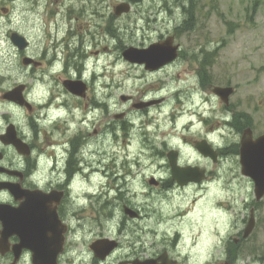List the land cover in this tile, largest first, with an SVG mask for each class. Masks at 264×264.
I'll list each match as a JSON object with an SVG mask.
<instances>
[{
    "label": "clouds",
    "instance_id": "clouds-1",
    "mask_svg": "<svg viewBox=\"0 0 264 264\" xmlns=\"http://www.w3.org/2000/svg\"><path fill=\"white\" fill-rule=\"evenodd\" d=\"M191 2L0 0V185L49 198L61 226L53 264H94L98 241L111 245L104 264H229L228 243L248 229L250 213L260 217L241 153L226 150L264 134L253 130L251 112L253 128L240 132L225 106L234 103L230 93L226 102L216 91L231 84L204 86L185 58L202 61L222 44L177 39ZM153 45L176 54L152 68L125 58ZM173 156L176 169L194 176L178 178ZM27 199L0 187V206L18 209ZM0 239V264H37L18 233L5 237L3 219ZM261 259L238 253L232 264Z\"/></svg>",
    "mask_w": 264,
    "mask_h": 264
},
{
    "label": "rangeland",
    "instance_id": "rangeland-1",
    "mask_svg": "<svg viewBox=\"0 0 264 264\" xmlns=\"http://www.w3.org/2000/svg\"><path fill=\"white\" fill-rule=\"evenodd\" d=\"M191 4L186 10L188 19L182 27L184 30L178 33L177 39L194 46L209 36L219 37L221 47L217 53L210 54L211 64L205 71L216 79L217 84L231 79L243 94H254L255 97L264 94V0H192ZM185 58L198 68L197 58ZM202 70L203 67L200 72ZM260 113L264 120V106ZM255 236L257 239L246 247L234 241L228 243L229 264L238 253H250L252 246H260L263 252L258 253L264 256V209ZM260 264H264V259Z\"/></svg>",
    "mask_w": 264,
    "mask_h": 264
},
{
    "label": "flooded vegetation",
    "instance_id": "flooded-vegetation-1",
    "mask_svg": "<svg viewBox=\"0 0 264 264\" xmlns=\"http://www.w3.org/2000/svg\"><path fill=\"white\" fill-rule=\"evenodd\" d=\"M69 14H71V10ZM181 30L184 29L182 28L177 29L176 37ZM178 55L184 56V52L179 50ZM194 59H196V56H194ZM211 59L212 56L210 54H205L204 59L202 61H199L198 71L201 77V82L204 86H207L210 83V80H213L216 83L215 81L216 79L210 77V74L205 71L206 67H208L211 64ZM202 67L204 70L200 72ZM65 83L69 84V82L67 81ZM229 83L233 87V89L230 87L232 89V93H230L229 99L234 103H229L225 106L231 110H234L235 112V117H234L235 127L242 133L244 131L247 132L250 128H253L252 117L248 114L251 112L254 115H257L258 117V122L254 126L253 130L257 133L264 134V120L262 114L260 113L261 107L264 105L257 106L256 97L254 96V94H248V93L243 94L242 92H240L241 88L238 86V84L233 83L231 79H227L224 82H222V84L219 85L227 86ZM72 86L76 89H81V90H83L84 87L83 85H80L79 88H77V86L74 85ZM81 94H83V91ZM11 95H13L15 98H18L16 93H13ZM221 95L222 98L225 99V101L227 102V94H221ZM259 96H264V94L259 93ZM82 99H84L85 103L89 102L84 97H82ZM91 102L94 103V101ZM134 106L143 107L144 105L137 104ZM33 127H35V125H33ZM9 131L11 132V128L9 129ZM262 137H264V135H262L261 138ZM260 139L255 144H253L247 138H245V140L242 142V145H233L230 149L226 150L232 153H237V154L241 153L242 155L241 168L242 170L245 171V175L249 176V178L252 180V183L256 187H257L256 179L264 178V165L259 160L260 152L263 153V150L260 147V142H259ZM17 143L18 146L21 148V150H24V146L19 145V142ZM78 143H79V138L73 140L72 142L74 152L76 150ZM242 151H244V153ZM73 164L74 161L70 160L69 174H71ZM243 164H244V169H243ZM170 166H171V161H169V167ZM183 172H184L183 175L186 177L194 176L191 170L188 171L183 170ZM10 175L12 176L13 179H20V177L15 173H10ZM3 186L10 187L17 194V197L21 195L28 197L27 201L21 204V206L18 209H12L8 206H0V219H3L5 222V237L7 234H10L12 232L18 233L22 237V242L24 244L33 247L35 249L37 264H53L52 258L54 257V254L58 250L60 244L59 232L61 230V226L58 220L56 219L55 214L53 212H50L47 208L46 202L49 198L42 196L40 193L23 192L19 189L18 185H11V184L0 185V187ZM260 200H264V197L262 199H257L256 201H254L253 207L256 209H260L262 213L264 209V205L260 204ZM62 207L63 205L61 203V206L57 209L58 215H62ZM252 220L254 222L252 231L247 235H245L246 231L242 232L240 234L239 240H233L236 244H239L240 246L244 245V247H246L254 239H257L255 233L258 227L260 226L261 215L259 218H253L250 213L249 219L246 220L245 223L249 224ZM49 230L55 233V236L53 238H48L46 236V233ZM6 247H7L6 239H0V248H6ZM93 247L97 250V255H98L96 260L94 261V264H97V262L98 264H104V260L106 259V256L103 255L111 247V245L107 241H98L96 244L93 245ZM95 249H93L94 252ZM112 251H115V248H113ZM249 252L252 255H256L258 252H263V249H261L260 246L256 248L252 246ZM230 260L231 259H229V261ZM144 264H153V262L146 261L144 262Z\"/></svg>",
    "mask_w": 264,
    "mask_h": 264
},
{
    "label": "water",
    "instance_id": "water-1",
    "mask_svg": "<svg viewBox=\"0 0 264 264\" xmlns=\"http://www.w3.org/2000/svg\"><path fill=\"white\" fill-rule=\"evenodd\" d=\"M121 7H123V6H121ZM117 11L119 12V8L117 9ZM169 39L171 40V38H169ZM17 42L22 43L19 39H17ZM175 54H176L175 49H170L167 45H153L150 47V49L147 52H136L135 50H131V49L124 52L125 58L134 60L133 62L143 63V61L147 60L148 63L146 64V67H149V68L155 67L158 64L173 58L175 56ZM68 86L71 87L73 89V91L82 93L81 89H76L71 84H68ZM77 88H79V86H77ZM216 91H220L221 94H223V93L229 94V93H231L232 90L230 88H227V89L221 91L218 88V89H216ZM259 142H260V147L263 150V153L260 152V154H259V156H260L259 160L264 165V137H262ZM242 152L244 153V151H242ZM173 166H174V160H173ZM174 171H175L178 178H180V179L188 178V177L183 175L184 172L182 170L176 169L175 166H174ZM185 171H188V170H185ZM256 184H257V187H256L257 188V196H258V199H260L264 196V195H262L259 197V195L261 193H264V178L256 179ZM253 226H254V222L252 220L249 223L248 229H246L245 235H247L248 233H250L252 231ZM153 264H154V262H153Z\"/></svg>",
    "mask_w": 264,
    "mask_h": 264
},
{
    "label": "bare ground",
    "instance_id": "bare-ground-1",
    "mask_svg": "<svg viewBox=\"0 0 264 264\" xmlns=\"http://www.w3.org/2000/svg\"><path fill=\"white\" fill-rule=\"evenodd\" d=\"M191 6H192V4H191ZM191 8V7H190Z\"/></svg>",
    "mask_w": 264,
    "mask_h": 264
}]
</instances>
